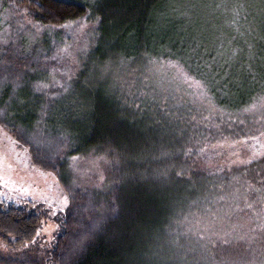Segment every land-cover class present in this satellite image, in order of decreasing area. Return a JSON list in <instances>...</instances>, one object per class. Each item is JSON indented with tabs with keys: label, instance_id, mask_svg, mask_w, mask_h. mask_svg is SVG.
<instances>
[{
	"label": "trees",
	"instance_id": "16d2710c",
	"mask_svg": "<svg viewBox=\"0 0 264 264\" xmlns=\"http://www.w3.org/2000/svg\"><path fill=\"white\" fill-rule=\"evenodd\" d=\"M174 1L4 0L12 26L0 46V125L57 177L68 204L39 247L45 211L34 201L0 200V264H176L166 261L181 251L188 261L193 250L201 263H223L207 250L218 240L199 239L190 227L219 218L224 189L244 183V161L225 164L223 150L264 145V24L247 46L238 40L234 52L217 55L189 35ZM84 28L85 43L76 34ZM93 29L90 62L95 75L107 74L95 82L81 71L68 75L60 52L82 45V55ZM166 62L198 80L207 100L172 90L168 72L156 76L166 85L158 88L142 71ZM257 193L250 200L261 201L263 189ZM260 223L247 246L256 263L264 257ZM247 247L237 248L242 256Z\"/></svg>",
	"mask_w": 264,
	"mask_h": 264
},
{
	"label": "rangeland",
	"instance_id": "374dc122",
	"mask_svg": "<svg viewBox=\"0 0 264 264\" xmlns=\"http://www.w3.org/2000/svg\"><path fill=\"white\" fill-rule=\"evenodd\" d=\"M174 4L175 13L184 20V28L189 30V35H196L200 41L207 40L206 43L208 42L211 46L216 47L217 55L226 54L229 51L234 52L238 40H241L243 46H247L245 43L251 37V34L258 32L264 24V0H175ZM10 15L4 0H0V46L9 38L11 33L12 20ZM76 31V34L82 39L84 36L82 33L85 31V35H87L89 28H84L80 31L76 29ZM90 39L91 42L85 45L86 48L82 50V55H78L82 45L76 47V49L72 44L70 46L66 45V48H61L65 49L60 51L64 54L63 62L65 63V67H61L66 69L68 75L81 71L87 76H94L91 78L93 82L95 80L101 81L107 74L102 68L101 70L98 69L99 75H95L97 74L96 64L95 62H90V54L94 52L93 47L99 40L96 30L93 29L91 31ZM82 40L85 43V40ZM87 45H90V47ZM142 71H145L144 73L149 72L153 77L157 76L161 79L165 77L163 75L164 72H168L164 80L172 82V90L176 89L175 91L196 102L207 100L208 95L200 90L201 84L198 80L186 73V70L181 68L178 62L151 63L150 66L144 65V70ZM64 72L62 71L60 75H65ZM157 77L155 78L157 79L155 82L157 87L166 86L164 84L160 86L161 83L165 82L159 81ZM160 90L163 92L162 88ZM258 105V107L264 106V95ZM251 146L242 145L243 154L236 153L239 152L236 147L230 153L223 150L224 154L220 157L225 164L244 161L245 172L239 173L241 179L242 177L245 178L244 183L241 186H237L236 190L224 189L228 193L220 197L218 203H216V213L219 218L215 217L214 221L206 219L203 225L190 227L195 228V234L199 235V239L206 240L208 238L207 240L210 241L212 237L218 240L216 241L218 243L213 247L214 249L209 247L207 250H210L212 254L216 252L220 255L222 254V264H264V257L260 258V256L256 258L259 263L253 262L251 246L250 248L247 247L254 234L258 236L256 228L251 226L254 222L261 221L260 226L263 228L261 234L264 233V196L261 197V201L260 198L255 197V199L252 198L250 200L253 194H258V190L263 189L264 191V145L256 142ZM255 159L261 162L253 163ZM217 163L221 164V160H217ZM245 183L247 197H242L241 192L244 191L245 185L243 184ZM67 198L68 196L64 189L60 187L57 177L51 171L33 164L31 155L26 147L15 141L11 134L0 125V200L16 204H21L26 202V200L34 201L33 203L39 204V211H45L42 227L37 233L39 237L35 242L36 246L42 247L41 245H44L48 240L50 241L59 229V216L68 204ZM218 219L224 220L223 226L213 224ZM258 239L255 240V243ZM191 241H193V238ZM172 242L176 247L174 239ZM227 242L230 245L223 246V243ZM185 243H183V249H191L189 241L187 240ZM168 245H170L169 242H167L165 249L167 251ZM240 246L248 249L245 250L246 254L244 256H242V250L237 249ZM195 247H198L200 251H207L205 248H200L198 243H196ZM183 252L176 253L179 257L177 261L170 260L168 258L170 256L167 255L168 259L166 262L173 261L176 264H214L209 256V263L203 258V263L195 260L194 254L197 253L194 250L191 252L187 251L191 255L186 259L188 261H185L183 259L186 258V255ZM192 255L194 256L192 257Z\"/></svg>",
	"mask_w": 264,
	"mask_h": 264
}]
</instances>
